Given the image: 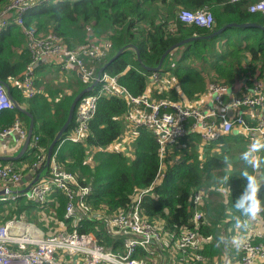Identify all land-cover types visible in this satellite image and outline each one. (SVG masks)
Returning <instances> with one entry per match:
<instances>
[{
    "label": "trees",
    "instance_id": "1",
    "mask_svg": "<svg viewBox=\"0 0 264 264\" xmlns=\"http://www.w3.org/2000/svg\"><path fill=\"white\" fill-rule=\"evenodd\" d=\"M9 1L0 0V9ZM253 2L59 0L34 5L25 15L24 24L37 31L55 34L67 46L84 44L90 38L103 40L107 52L100 61L92 63L96 72L125 45L134 46L137 52L133 48L124 49L104 72L118 76L119 84L137 96L144 92L146 76L151 74L146 68L155 67L161 55L177 42L188 37L209 35L228 23H251L264 27V14L248 10ZM203 8L208 9L212 17L211 28L182 22L178 18L181 10ZM25 40L17 26L0 30V82L9 84V93L17 103L24 99L10 81L21 80L30 60ZM173 55L176 56L171 60ZM162 68L176 77L179 90L187 101H194L204 93L209 79L231 86L242 82L244 87L250 88L256 79L264 80V30L258 27H228L212 38L197 39L170 52ZM50 69L52 65L37 67L34 73L36 93L25 102V109L33 116L32 136L38 138V147L27 150L15 161H0V164H16L23 173L31 169L38 155L46 157L50 142L67 118L74 96L87 85L75 72H63L67 79L61 87L48 85L45 77ZM159 90L156 97H167L173 101L181 98L176 90ZM127 110L124 99L101 97L95 115L88 123L85 145L72 142L60 145L59 142L53 149L51 157L59 167L75 175L79 185L88 186L91 190L87 197L91 213L78 212L77 231L90 233L102 246L121 252L122 238L109 233L106 218L118 210H129L136 195L149 188L141 196L140 215L148 222L159 224L163 232L177 236L193 228L191 197L196 191H201L205 195L204 218L198 225V231L210 242L200 250L206 261L192 264H213V259L219 264L221 253L227 248L224 241L219 240L222 236L219 231L227 229L237 219L245 218L235 210L233 202L246 183L241 177L245 164L240 158L246 147L237 142L247 141L234 134L206 146H200V140L194 135L189 137L190 140H177L166 146L165 166L157 176L160 166L157 143L144 129H137L129 156L123 152L102 150L122 135L123 116ZM16 118L23 126H28L25 114L7 110L0 114V132L9 128ZM73 125L74 115L63 137L68 135ZM218 146L219 149L215 148ZM225 148L233 151L227 163H224L221 153ZM238 151L240 155H237ZM88 152L92 153L91 162L86 161ZM259 156L264 158V150ZM40 170H48L45 159ZM248 171L255 175L257 170L249 168ZM259 173L264 179V164H261ZM225 176L228 177L227 182H216V177ZM261 184L264 185V180ZM260 196L264 199V187ZM65 204L66 198L61 192L50 197L45 205L19 198L6 207L8 212L5 215L0 204V221L23 214L27 221L49 230L56 227L53 221L46 222L49 215L56 223L70 224L63 218ZM42 212L48 215L44 216ZM138 255L147 258L142 252ZM154 261L150 259V264ZM161 263L158 261L157 264Z\"/></svg>",
    "mask_w": 264,
    "mask_h": 264
},
{
    "label": "built area",
    "instance_id": "2",
    "mask_svg": "<svg viewBox=\"0 0 264 264\" xmlns=\"http://www.w3.org/2000/svg\"><path fill=\"white\" fill-rule=\"evenodd\" d=\"M56 1L59 0H10L0 9V30L17 26L26 39L25 47L30 60L21 80L10 81L11 86L20 90L24 100L17 104L24 109L26 100L36 93L34 73L37 67L58 66L66 72L80 74L81 79L88 85L96 79L98 73L92 63L100 61L105 55L103 40L91 38L90 43L88 41L87 44L67 46L51 32H39L33 27L25 26L24 17L33 4ZM248 10L264 14V0H254L249 4ZM209 14L205 8L195 11L184 9L179 12L178 18L182 22L211 28L213 20ZM117 77L103 71L95 87L78 100L74 109V125L68 135L61 138L60 145L65 142L85 145L88 123L95 115L101 97H120L128 105L123 116L122 135L102 150L123 152L126 155L135 141L137 129H144L150 132L157 143L160 159L157 176L164 168L166 146L177 140H190L189 137L194 135L200 140V146H206L229 134L239 136L250 144L257 138H264L263 79H256L250 88L244 87L242 82L231 86L209 79L205 92L196 100L187 101L179 90L176 77L162 67L146 76L145 90L137 96L120 85ZM159 89L176 90L181 98L173 101L167 97H156ZM8 92L9 88L0 82V114L3 111L16 110ZM26 134L27 126H23L20 119L16 118L9 128L0 132V138H14L13 141L18 142L21 148ZM37 141L38 138L32 136L27 150L37 148ZM88 153L86 161L91 162L92 153ZM44 159L43 154L37 156L28 171L29 178L26 182L23 181L21 168L16 164L8 162L0 165V191L4 192L0 194V204L25 198L45 205L50 197L61 192L66 198L63 218L70 221V224L56 223L49 216L46 217V222L53 221L56 227L44 231L17 217L0 221V264H150V259L157 258L164 259L162 264H192L204 261L200 250L209 238L198 231L203 206L200 191L191 197L193 228L175 236L163 232L156 222H148L142 218L139 203L141 196L149 188L141 190L129 210H118L106 218L109 233L122 238V251H111L102 246L94 235L77 231L80 220L78 212L87 215L91 213L87 204L90 188L79 185L77 177L60 168L52 157L48 170L39 171ZM36 174L39 175L38 180L23 192ZM260 237V233L255 231L243 233L238 245L240 255L228 264H264V244L254 240ZM140 252L147 258L139 257Z\"/></svg>",
    "mask_w": 264,
    "mask_h": 264
},
{
    "label": "water",
    "instance_id": "3",
    "mask_svg": "<svg viewBox=\"0 0 264 264\" xmlns=\"http://www.w3.org/2000/svg\"><path fill=\"white\" fill-rule=\"evenodd\" d=\"M228 27H258L262 30H264V27L263 26H259V25H255V24H251V23H244V24H236V23H228L226 25H224L223 27L219 28L218 30H216L215 32H212L211 34L209 35H206V36H201V37H188V38H185L184 40H181L180 42H177L176 44L172 45L171 47H169L160 57L159 61H158V64L153 67V68H146L148 69L149 71L151 72H154V71H157L158 69H160V67L162 66L163 64V61L165 59V57L172 51H174L175 49L189 43V42H192L194 40H197V39H208V38H212L214 36H216L217 34L221 33L223 30H225L226 28ZM127 48H133L135 51H136V48L130 44L128 45H125L123 48H121L119 51L116 52V54L114 56H112L99 70H98V73H97V76H96V79L91 83V84H88L86 87H84L77 95L74 96L70 106H69V110H68V114H67V118L66 120L64 121V123L62 124V126L60 127V129L56 132V134L54 135L52 141L50 142L49 146H48V149H47V152H46V157H45V164L46 166L49 164V161H50V158H51V155H52V152H53V149L54 147L56 146V144L59 143V141L61 140V138L63 137L64 133L66 132L68 126L70 125V123L72 122V119H73V115H74V109H75V106L78 102V100L85 94L89 93L94 87L95 85L97 84V80L100 76V74L105 70V68L113 61L115 60L121 53L124 49H127ZM137 52V51H136ZM137 60L141 63L140 59H139V56L137 54ZM79 78H81L80 74L78 75ZM3 83V82H1ZM5 85V87L8 89V86L6 83H3ZM8 95L10 97V99L13 101L15 107H16V110L22 114H25L28 118V126H27V134H26V137L23 141V144L19 150V152L15 155V156H0V161H14V160H17L19 159L21 156H23L25 154V152L27 151L28 149V144H29V141L32 137V134H33V116L24 108H21L17 102L11 97V94L8 92ZM39 178V175L37 174L33 180H31L26 186L25 188L22 190L23 192H25L32 184H34ZM0 194H4L3 191H0Z\"/></svg>",
    "mask_w": 264,
    "mask_h": 264
},
{
    "label": "clouds",
    "instance_id": "4",
    "mask_svg": "<svg viewBox=\"0 0 264 264\" xmlns=\"http://www.w3.org/2000/svg\"><path fill=\"white\" fill-rule=\"evenodd\" d=\"M264 150V138L255 139L246 151L241 154V160L245 164V168L241 172V177L246 183L243 190L235 198L233 207L242 217L247 218L245 222L237 219V226L247 228V222L254 220L257 216L264 212V199L261 198L260 192L264 185L261 184L257 176L248 171L249 168L258 170L261 164H264V158L259 153ZM228 162V157L224 158V163ZM216 182L225 183L228 177H216ZM225 237L221 236L219 240L222 242Z\"/></svg>",
    "mask_w": 264,
    "mask_h": 264
},
{
    "label": "rangeland",
    "instance_id": "5",
    "mask_svg": "<svg viewBox=\"0 0 264 264\" xmlns=\"http://www.w3.org/2000/svg\"><path fill=\"white\" fill-rule=\"evenodd\" d=\"M38 3H35L33 4L36 5ZM208 11V9H206ZM209 12V11H208ZM210 15V14H209ZM211 17V16H210ZM212 18V17H211ZM25 23V22H24ZM39 32H42V31H39ZM91 39V38H90ZM90 39H87L85 44L88 43V41ZM90 43V41H89ZM77 46V45H76ZM103 51L105 52L106 54V48L104 47L103 48ZM176 55H173L171 57V60L175 58ZM162 67V66H161ZM63 72H66L65 70H62L60 67H57V66H52V69L50 71V73H47L46 77H45V80L48 82V85L50 83H52L54 86H59L61 87L64 83H66V79L67 77L64 75ZM68 73V72H67ZM81 79V78H80ZM82 80V79H81ZM55 81V82H54ZM124 123V122H123ZM238 144H241L242 146L246 147V150L248 149L250 143L249 142H237ZM227 147V146H226ZM207 148V147H206ZM217 149H219L220 147H215ZM126 150V149H125ZM204 151V150H203ZM216 153H220L219 151H215ZM18 153V152H17ZM16 153V154H17ZM122 153V152H121ZM223 157H228V156H231V154L233 153V151L229 150L228 148H225V151L224 152H221ZM16 154L14 155H8V156H15ZM125 155V154H124ZM126 155H130V152L126 153ZM125 155V156H126ZM237 155H240V152L238 151ZM165 156H166V153H165ZM223 160V158H222ZM15 161V160H14ZM222 162V161H221ZM164 166H165V162H163ZM21 171V174H24L23 171L20 169ZM27 173V172H25ZM37 175V174H36ZM35 175V176H36ZM160 178V177H159ZM159 178L157 179V181L159 180ZM33 180V179H32ZM197 192V191H196ZM201 193V191L199 192ZM202 196H203V193H201ZM205 196V195H204ZM203 196V198H204ZM11 203L8 202V203H5V204H2L1 206H3V209L5 212L4 215L8 212V209L6 208L7 206H10ZM203 208V206H202ZM202 208H201V211H202ZM44 216H47L48 214H45V212H42ZM21 216L18 218L19 220L25 222V223H30V224H34L32 222H29L27 221L26 217L23 216V214H20ZM50 216V215H49ZM259 218H260V224H258V222L254 219L253 221L251 220V222H247V228H241V227H238L237 226V221L232 224V225H229L227 227V229L225 228L224 230L221 229V231H219L220 235H222L223 237H225V239L223 240L224 241V245L228 248L225 249V252L222 254L221 253V256L223 257H226L229 261L236 258V255H237V259L239 257V251H238V245H239V241L241 239V236L243 233H246L248 231H255L256 233H260L261 237L260 238H255L254 240L255 241H261L263 244H264V233L261 232L260 230H263V225H264V213L261 212L259 215ZM202 218H204V213H202ZM9 219V218H8ZM247 220V218H243L241 219L242 222H245ZM202 221V219H201ZM227 221V220H226ZM258 224V225H257ZM36 225V224H34ZM37 226V225H36ZM38 227V226H37ZM40 229H42L41 227H38ZM46 231V230H44ZM210 241H208L207 243H209ZM203 248V246H202ZM201 248V250H202ZM158 258L153 262V264H157L158 263ZM162 261H164V259H162ZM206 259L204 258V261L205 262ZM220 262H221V258H220ZM226 263V259L219 263V264H225ZM213 264H218L217 263V260L213 259Z\"/></svg>",
    "mask_w": 264,
    "mask_h": 264
},
{
    "label": "crops",
    "instance_id": "6",
    "mask_svg": "<svg viewBox=\"0 0 264 264\" xmlns=\"http://www.w3.org/2000/svg\"><path fill=\"white\" fill-rule=\"evenodd\" d=\"M50 71H51V69H50ZM49 71V72H50ZM48 72V73H49ZM77 76H78V74H77ZM70 78L71 77H73V75L72 76H69ZM69 78V79H70ZM52 83H50V85H51ZM13 139L14 138H11V139H3V138H0V156H8V155H14V154H16L17 152H19V148H20V146H19V143L18 142H15V141H13ZM0 165H2V164H0ZM259 170H260V168L256 171V174H255V176H257V178L259 179V181L262 183L263 182V178L261 177V174L259 173ZM24 176H23V181L24 182H26V181H28V178H29V174H28V172L27 173H24L23 174ZM204 204H205V200H204V198H203V206H204ZM21 215H15V217H17V218H19ZM257 222H258V224H260V218H259V216H257V218L255 219ZM221 221H222V219H221ZM253 221V220H252ZM251 222V221H250ZM257 224V225H258ZM261 232H263L264 233V225H263V230H260ZM228 249V248H227ZM225 252V251H224ZM223 252V253H224ZM162 259L163 258H159L158 260H159V262L161 263L162 262ZM223 259L225 260L226 259V263L225 264H228V262H229V260L226 258V257H223V256H221V262L223 261ZM237 259V255H236V258H234V259H232V260H230V262H233L234 260H236ZM220 262V263H221ZM162 264V263H161Z\"/></svg>",
    "mask_w": 264,
    "mask_h": 264
}]
</instances>
